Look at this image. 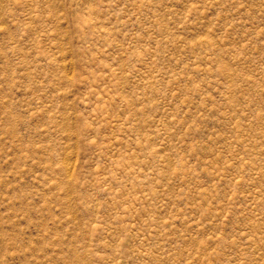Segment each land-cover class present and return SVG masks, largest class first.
<instances>
[{
  "label": "rangeland",
  "instance_id": "rangeland-1",
  "mask_svg": "<svg viewBox=\"0 0 264 264\" xmlns=\"http://www.w3.org/2000/svg\"><path fill=\"white\" fill-rule=\"evenodd\" d=\"M0 264H264V0H0Z\"/></svg>",
  "mask_w": 264,
  "mask_h": 264
}]
</instances>
